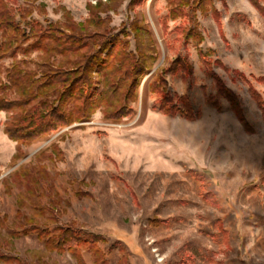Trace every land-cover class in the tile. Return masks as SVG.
<instances>
[{
  "label": "rangeland",
  "instance_id": "374dc122",
  "mask_svg": "<svg viewBox=\"0 0 264 264\" xmlns=\"http://www.w3.org/2000/svg\"><path fill=\"white\" fill-rule=\"evenodd\" d=\"M99 1L108 2L16 0V5L32 6V16L42 22H63L69 15L81 23L89 18V6ZM257 1L258 6L251 0H212L207 14L196 12L202 35L197 44L180 29L188 25L187 17L165 23L166 0H118L116 11L102 15L111 17L115 31L130 29L140 18L158 55L141 82L132 114L112 120L100 108L87 120L23 146L22 157L12 162L16 142L4 133L8 114L0 111L3 253L20 264H78L68 252L42 256L44 240L35 232L15 237L7 231L16 228L17 200L25 188L13 176L25 165L40 163L49 174L41 181L43 189L53 190L45 203L51 196L60 206L57 222L46 223L51 233L73 225L102 235L100 247L108 264H264V118L251 92L257 90L264 99V0ZM130 39L134 50L135 40ZM198 47L207 54L210 68ZM178 57L187 60L191 73L181 66L165 72L166 88L189 101L194 119L154 108L159 96L150 84ZM18 58L24 68L39 67L36 52H21ZM12 62L11 57L2 61L0 83L7 81ZM217 77L233 90L249 128L220 93ZM7 97L18 95L10 90ZM52 145L63 160L45 157L37 162L36 156L51 152ZM8 178L15 183L10 193L4 183ZM206 193L217 203L206 200ZM81 252L93 264L87 249Z\"/></svg>",
  "mask_w": 264,
  "mask_h": 264
},
{
  "label": "trees",
  "instance_id": "16d2710c",
  "mask_svg": "<svg viewBox=\"0 0 264 264\" xmlns=\"http://www.w3.org/2000/svg\"><path fill=\"white\" fill-rule=\"evenodd\" d=\"M117 1L108 0L106 4L99 1L97 5L89 6V18L80 23L69 15L63 22H42L32 16V6H17L16 0H0V74L2 61L8 57L13 59L12 65L6 69L7 81L0 83V111L8 114L4 133L16 142L12 162L22 157L23 146L31 145L62 127L87 120L100 108L112 120H120L133 113L132 103L138 96L141 82L152 70L158 55L149 29L140 18L132 21L130 29L115 31L111 26V17L102 15L116 11ZM166 1L169 13L164 18L165 23L187 17L188 25H182L180 29L186 40L194 39L200 44L202 35L198 30L196 12L207 14L212 0ZM251 2L258 6L257 0ZM211 10L219 21L218 11L213 5ZM131 36L135 40L134 50ZM21 52H36L38 69L24 68L23 59L18 58ZM198 53L205 66L210 68L212 63L207 59V54L199 47ZM178 66L183 67L185 73H191L187 60L178 57L150 84L151 90L159 96L154 108L163 114H181L187 119H194V110L189 101L182 96L170 95L166 88L165 72ZM217 81L220 93L229 100L239 119L249 128L233 90L219 77ZM10 90L18 95L16 99L7 97ZM251 92L264 118V99L257 90L252 89ZM50 148L51 152L46 149L37 155L36 161L42 162L45 157L63 160L61 151L55 145ZM39 164L25 165L13 176L14 181H22L25 188L17 200L16 228L8 229L9 235L16 237L35 232L44 240L42 256L48 251L68 252L78 264H88L81 252L82 248H86L93 264H108L100 247V243L105 242L102 235L73 225L55 227L58 233H51L46 223L57 222L60 206L51 196L45 203L53 190L43 189L41 181L49 179V174L44 167H38ZM13 179L4 180L8 193L15 184ZM204 198L217 203L210 193H206ZM27 207L33 211L32 214H28ZM0 225L4 226L2 219ZM0 261L20 264L17 257L3 253L1 247Z\"/></svg>",
  "mask_w": 264,
  "mask_h": 264
}]
</instances>
